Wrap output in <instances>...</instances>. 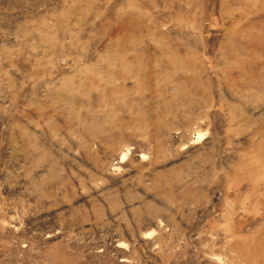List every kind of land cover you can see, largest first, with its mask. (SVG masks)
<instances>
[{"label": "rangeland", "instance_id": "rangeland-1", "mask_svg": "<svg viewBox=\"0 0 264 264\" xmlns=\"http://www.w3.org/2000/svg\"><path fill=\"white\" fill-rule=\"evenodd\" d=\"M0 264H264V0H0Z\"/></svg>", "mask_w": 264, "mask_h": 264}, {"label": "bare ground", "instance_id": "bare-ground-1", "mask_svg": "<svg viewBox=\"0 0 264 264\" xmlns=\"http://www.w3.org/2000/svg\"><path fill=\"white\" fill-rule=\"evenodd\" d=\"M126 156V155H125ZM124 154H123V157H125Z\"/></svg>", "mask_w": 264, "mask_h": 264}]
</instances>
